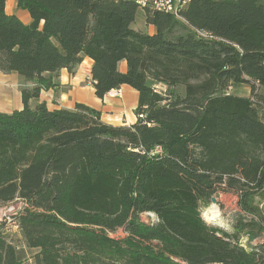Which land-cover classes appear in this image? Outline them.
<instances>
[{
    "label": "trees",
    "instance_id": "trees-1",
    "mask_svg": "<svg viewBox=\"0 0 264 264\" xmlns=\"http://www.w3.org/2000/svg\"><path fill=\"white\" fill-rule=\"evenodd\" d=\"M6 1L0 72L18 75L22 106L0 112V204L23 202L32 264H264V242L251 244L264 231V0H189L177 16L130 0H16L28 24ZM139 10L152 34L133 29ZM84 58L98 99L137 93L136 123L30 106ZM242 85L249 96L228 92ZM219 191L238 196L232 233L201 216ZM0 264H23L3 237Z\"/></svg>",
    "mask_w": 264,
    "mask_h": 264
},
{
    "label": "crops",
    "instance_id": "crops-1",
    "mask_svg": "<svg viewBox=\"0 0 264 264\" xmlns=\"http://www.w3.org/2000/svg\"><path fill=\"white\" fill-rule=\"evenodd\" d=\"M5 12L13 15L23 24L30 22L26 11L20 10L16 6V0H7ZM139 13V14H138ZM133 24V29L152 34L154 28L146 26L144 13L139 10ZM91 61L84 58L73 74L67 70H60L58 76L53 79L54 86L41 91L39 99L31 100L30 106L44 102L49 110L66 109L72 110L76 104H82L100 113L101 120L111 126H130L136 123L134 114L137 106V93L127 86L119 88L120 96L110 97V92L102 99H98L94 94L91 76ZM121 73L126 71L125 62L118 64ZM16 73L3 74L0 72V112L11 113L21 108L20 84Z\"/></svg>",
    "mask_w": 264,
    "mask_h": 264
},
{
    "label": "rangeland",
    "instance_id": "rangeland-1",
    "mask_svg": "<svg viewBox=\"0 0 264 264\" xmlns=\"http://www.w3.org/2000/svg\"><path fill=\"white\" fill-rule=\"evenodd\" d=\"M139 14V13H138ZM19 88H21L22 82L19 79ZM229 93L240 95V96H249V90L246 86H237L230 87L228 89ZM135 114V113H134ZM213 198L215 199V204L213 205L210 200L206 207H202L201 216L205 221L204 215L207 214L208 209L211 206H215L219 212V220L216 223L206 222L209 226L215 228H221V230H225L227 233H232V225L234 224L236 218L238 217L240 210L238 208V196L234 192H217ZM23 202L19 199H15L14 201L7 204H0V237H3L7 242L11 243L15 246L16 253L18 257L22 260L23 264H32V256L34 254V250L26 248L23 243L21 234L19 232V227L15 217L18 215L20 210L22 209ZM258 207L260 208L263 216H264V202H257ZM3 216L13 218L12 222L4 221ZM142 221H149L150 218L147 215H142L140 217ZM220 222V223H219ZM125 232L121 229L116 232L110 234V237L120 239L125 237ZM264 242V231L261 232L260 235L253 238L251 244H258ZM243 245H246V237H243L241 240Z\"/></svg>",
    "mask_w": 264,
    "mask_h": 264
},
{
    "label": "built area",
    "instance_id": "built-area-1",
    "mask_svg": "<svg viewBox=\"0 0 264 264\" xmlns=\"http://www.w3.org/2000/svg\"><path fill=\"white\" fill-rule=\"evenodd\" d=\"M189 0H184V6L187 4ZM134 4H136L140 9H149L150 11H158L163 12V7H172L173 15L177 16L179 12L174 10V0H134ZM184 8V7H183ZM154 91L157 94H162L165 91V86L161 84H156L153 86ZM110 97H118L120 96L119 90H114L110 92ZM158 151V149L156 150ZM4 221L12 222L13 218L3 216Z\"/></svg>",
    "mask_w": 264,
    "mask_h": 264
},
{
    "label": "bare ground",
    "instance_id": "bare-ground-1",
    "mask_svg": "<svg viewBox=\"0 0 264 264\" xmlns=\"http://www.w3.org/2000/svg\"><path fill=\"white\" fill-rule=\"evenodd\" d=\"M134 3V0H130ZM184 5V0H174V10L177 12L178 9L182 8ZM163 12L165 13H171L173 14V8L172 7H163ZM219 212L217 210V208L215 206H211L208 209L207 214L204 215L205 221L206 222H213L218 224V220H219ZM220 223V222H219Z\"/></svg>",
    "mask_w": 264,
    "mask_h": 264
},
{
    "label": "water",
    "instance_id": "water-1",
    "mask_svg": "<svg viewBox=\"0 0 264 264\" xmlns=\"http://www.w3.org/2000/svg\"><path fill=\"white\" fill-rule=\"evenodd\" d=\"M214 202H215V199L211 198V202L210 203H212L214 205L215 204Z\"/></svg>",
    "mask_w": 264,
    "mask_h": 264
}]
</instances>
